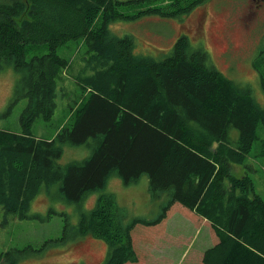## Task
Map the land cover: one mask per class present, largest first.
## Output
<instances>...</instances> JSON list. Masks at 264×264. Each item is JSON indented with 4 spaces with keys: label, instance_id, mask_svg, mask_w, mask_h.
I'll list each match as a JSON object with an SVG mask.
<instances>
[{
    "label": "trees",
    "instance_id": "1",
    "mask_svg": "<svg viewBox=\"0 0 264 264\" xmlns=\"http://www.w3.org/2000/svg\"><path fill=\"white\" fill-rule=\"evenodd\" d=\"M206 1L0 0V65L18 74L13 100H28L23 128H0V205L7 212L35 217L31 203L43 186L59 184L65 200L80 202L113 174L129 185L146 173L152 198L163 201L156 217L129 220L113 193L80 214L75 237L104 240L106 264H148L138 247L163 233L175 208L210 225L215 244L205 250V264H264V198L249 174L232 171L251 154L264 107L250 87L210 65L203 46L193 49L188 35L155 57L136 52L132 34L111 28L150 15L183 18ZM70 40L87 47L77 75L82 99L54 136L38 137L32 125L54 114L70 63L58 48ZM255 66L264 80V59ZM86 143L88 156L59 163L65 144ZM33 249L3 251L0 264H17Z\"/></svg>",
    "mask_w": 264,
    "mask_h": 264
},
{
    "label": "rangeland",
    "instance_id": "2",
    "mask_svg": "<svg viewBox=\"0 0 264 264\" xmlns=\"http://www.w3.org/2000/svg\"><path fill=\"white\" fill-rule=\"evenodd\" d=\"M257 6L254 0H207L183 18L150 15L113 23L111 28L121 33L118 35L132 34L136 38V52L155 57H164L179 36L188 35L193 49L203 46L209 53V64L239 86L250 87L256 101L264 107V80L260 68L255 66L257 60L264 59V6ZM86 50V44L76 40L58 48L59 55L70 59V63L58 81L59 95L53 116L49 121L39 116L32 125L38 137H52L69 123L71 107L82 99L77 75L85 65ZM17 75L13 66L0 65V128H23L20 116L28 100H13ZM258 132L259 138L246 163L233 164L232 171L237 176L249 174L256 192L264 198V156L256 155L264 146V127L260 125ZM63 147L60 164L82 160L91 153L87 143ZM149 186L150 178L146 173L129 185L113 174L104 189L87 193L80 202L65 200L59 192V184L50 190L43 186L31 203L30 213L35 217L22 218L0 205V253L31 246L34 249L21 252L17 264H106L108 245L104 240L92 235L75 237L80 214L92 209L102 193H113L129 220L154 218L163 201L152 198ZM162 231L154 240L153 248L150 243L138 247L139 252L146 251V245L149 249L156 245L159 250L164 248L166 253L162 252L161 258L156 257L157 253L145 257L148 264H197L201 261L200 251L211 245L210 225L191 220L180 209L171 212ZM64 235L65 240H58ZM47 241L49 246L43 248Z\"/></svg>",
    "mask_w": 264,
    "mask_h": 264
},
{
    "label": "crops",
    "instance_id": "3",
    "mask_svg": "<svg viewBox=\"0 0 264 264\" xmlns=\"http://www.w3.org/2000/svg\"><path fill=\"white\" fill-rule=\"evenodd\" d=\"M190 218V217H189ZM191 220H193L192 218H190ZM211 233V232H210ZM163 234V233H162ZM162 234H160V235H162ZM157 237H159V236H157ZM156 237V238H157ZM210 237H211V245H210V247H212L214 244H215V238L213 237V235H212V233L210 234ZM156 240V239H155ZM156 244V241H154V243L152 242V243H150L149 245H150V247H152V246H154ZM147 246V249H146V251H145V254H146V257L147 256H150L151 257V253H153L154 255H155V253H157L158 254V256H156L157 258H161V253L162 252H164V253H166L165 252V250H164V248H162L161 250H159L158 249V247L159 246H157L156 245V247H154V249H149L148 248V245H146ZM164 247V246H163ZM153 248V247H152ZM209 248V247H208ZM208 248H206V249H208ZM206 249H203V250H201L200 251V255H199V257L201 258L200 260V262L199 263H197V264H205L204 262H203V255H204V252H205V250ZM155 251V252H154Z\"/></svg>",
    "mask_w": 264,
    "mask_h": 264
},
{
    "label": "flooded vegetation",
    "instance_id": "4",
    "mask_svg": "<svg viewBox=\"0 0 264 264\" xmlns=\"http://www.w3.org/2000/svg\"><path fill=\"white\" fill-rule=\"evenodd\" d=\"M258 6L257 7H263L264 6V0H254Z\"/></svg>",
    "mask_w": 264,
    "mask_h": 264
}]
</instances>
